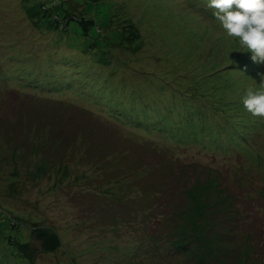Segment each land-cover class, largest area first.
Segmentation results:
<instances>
[{
    "label": "rangeland",
    "instance_id": "1",
    "mask_svg": "<svg viewBox=\"0 0 264 264\" xmlns=\"http://www.w3.org/2000/svg\"><path fill=\"white\" fill-rule=\"evenodd\" d=\"M39 3L0 0V264H264V64L207 0Z\"/></svg>",
    "mask_w": 264,
    "mask_h": 264
},
{
    "label": "clouds",
    "instance_id": "2",
    "mask_svg": "<svg viewBox=\"0 0 264 264\" xmlns=\"http://www.w3.org/2000/svg\"><path fill=\"white\" fill-rule=\"evenodd\" d=\"M207 7L227 37L250 52L253 63L264 64V0H207ZM260 78L264 85V73ZM241 99L253 116L264 117V90L248 88Z\"/></svg>",
    "mask_w": 264,
    "mask_h": 264
},
{
    "label": "trees",
    "instance_id": "3",
    "mask_svg": "<svg viewBox=\"0 0 264 264\" xmlns=\"http://www.w3.org/2000/svg\"><path fill=\"white\" fill-rule=\"evenodd\" d=\"M39 1L41 2L42 0ZM49 3V7H47L45 4L39 3L38 5L40 12H42L43 14H47L48 12H50V16L54 25L59 28H65V25H67L68 20L74 17L67 13L64 18L61 19L60 14L55 10L57 0H49ZM83 22L84 20L80 21V23ZM29 234L30 236L32 235L33 238H35L36 240L39 239L41 241L40 249L43 252L55 251L58 247L61 246V241L58 236L52 233V231H50L48 227H42L41 225L34 226L30 228ZM26 241L28 242L22 243L20 245V249L24 250L23 256L26 257L21 261V264H35L38 260V249L35 245L32 244V242H30L29 240ZM19 252L22 253L21 250Z\"/></svg>",
    "mask_w": 264,
    "mask_h": 264
}]
</instances>
